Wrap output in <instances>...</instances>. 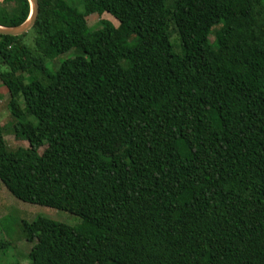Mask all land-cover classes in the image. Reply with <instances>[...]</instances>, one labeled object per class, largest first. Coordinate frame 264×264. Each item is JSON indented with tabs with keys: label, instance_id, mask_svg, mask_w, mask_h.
Segmentation results:
<instances>
[{
	"label": "trees",
	"instance_id": "16d2710c",
	"mask_svg": "<svg viewBox=\"0 0 264 264\" xmlns=\"http://www.w3.org/2000/svg\"><path fill=\"white\" fill-rule=\"evenodd\" d=\"M80 4L39 0L0 34L28 142L0 123V179L82 218L22 221L28 264H264V0ZM30 10L0 0V25ZM104 12L118 25H89Z\"/></svg>",
	"mask_w": 264,
	"mask_h": 264
},
{
	"label": "rangeland",
	"instance_id": "374dc122",
	"mask_svg": "<svg viewBox=\"0 0 264 264\" xmlns=\"http://www.w3.org/2000/svg\"><path fill=\"white\" fill-rule=\"evenodd\" d=\"M68 1L82 10L81 0ZM174 1L166 0V4L171 5ZM101 18L109 19L118 25V20L108 12L88 17V23L90 26H97V21ZM25 39L33 45V32H29ZM74 55H76L75 49L60 54L49 62L50 68L54 69L59 63ZM0 70H8V67L0 63ZM8 100L9 92L0 80V123L4 128V137L12 148L27 146V141L15 137L13 126L16 120L10 112ZM42 149L43 147L40 151ZM38 216H45L69 225H77L82 221L80 216L69 211L18 199L0 179V240L8 241L6 245L0 247V264H28L30 262L29 252L33 244L24 239L22 221L30 222Z\"/></svg>",
	"mask_w": 264,
	"mask_h": 264
},
{
	"label": "water",
	"instance_id": "95a60500",
	"mask_svg": "<svg viewBox=\"0 0 264 264\" xmlns=\"http://www.w3.org/2000/svg\"><path fill=\"white\" fill-rule=\"evenodd\" d=\"M31 10L30 15L23 23L15 26L0 25V34L20 35L27 32L37 20L39 14V0H29Z\"/></svg>",
	"mask_w": 264,
	"mask_h": 264
}]
</instances>
